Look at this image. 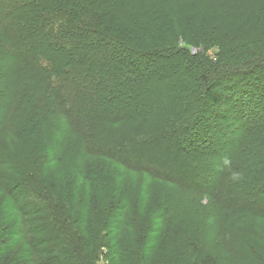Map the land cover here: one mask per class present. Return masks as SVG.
Listing matches in <instances>:
<instances>
[{
  "label": "trees",
  "instance_id": "obj_1",
  "mask_svg": "<svg viewBox=\"0 0 264 264\" xmlns=\"http://www.w3.org/2000/svg\"><path fill=\"white\" fill-rule=\"evenodd\" d=\"M167 1L0 0V264H264V0Z\"/></svg>",
  "mask_w": 264,
  "mask_h": 264
},
{
  "label": "rangeland",
  "instance_id": "obj_2",
  "mask_svg": "<svg viewBox=\"0 0 264 264\" xmlns=\"http://www.w3.org/2000/svg\"><path fill=\"white\" fill-rule=\"evenodd\" d=\"M175 1V0H174ZM181 0H177L175 1L174 3L173 2H169V0L165 3L163 2L162 5H164V10L165 12H173L174 8L176 7L177 10H181L182 7L181 5L178 3L180 2ZM197 5H199V1L197 2ZM195 7V6H193ZM141 40H149L151 41L152 38H147V39H141ZM136 42H138L137 40H135ZM179 45L184 47V48H187L186 45L181 42L182 39L179 40ZM188 50L190 52L191 55H195V54H198V53H202V52H205L210 58L214 59V57L216 56V54L218 53V49L216 46H210V47H204L203 45H199L198 46H188ZM158 65H160V67L158 68V74H160V72L164 71L166 72V74L168 75V77L171 78V76L173 75V69L171 66H165L161 63V61L159 60H156ZM158 74H154V75H149L151 78L149 82H151L152 84H154V87H158L159 84H158ZM140 94H144V91H141L139 90L138 91V95L139 96ZM144 98H143V101L150 99L151 97V94H149L148 90L147 92L144 94ZM213 96V95H212ZM211 97H207V100H205V102L203 103V105L201 106L202 108H204L205 106H210L212 105L211 102H213V98ZM208 103V105H207ZM217 104V103H216ZM200 109L199 110L202 112H205L206 109ZM210 108H213V106H210ZM202 116V113L200 114ZM205 117L208 116L207 113L206 115H204ZM66 124V123H65ZM64 125V123H63ZM210 132H214L212 130H215V127L213 126H209L208 127ZM186 134V132H181L179 133V138L181 137H184ZM75 137V136H74ZM178 140H176L175 142H172V143H169V145L167 144L166 146L162 143H160L159 145H157V143L154 144L153 142V146H150L149 148H157V149H169L170 151H172V154L174 155L173 158H179V162L177 161V163H179V165L181 166L180 168H178L177 166L178 165H174L173 166V169H171V171L175 174H178L180 177H183V178H190V177H193L194 174H195V171H196V168L194 170L192 169H189L188 167H186L187 165H185V162L183 161V156H184V153H182V150L178 148ZM7 151L9 152V149L7 148ZM132 152V151H131ZM134 155H137L139 152H132ZM157 156V155H156ZM155 156V159L154 158H147V159H144V157L142 159H139L140 161H146L148 163H150L152 166L154 167H158V168H161V167H164V166H167V162H162L160 163V159L156 158ZM203 158H205L204 156H202ZM90 158H100V157H89L88 159ZM100 159H103L105 160L104 158H100ZM134 161L138 160L137 156L133 158ZM157 160V161H156ZM106 161L108 162H111V164H113L115 170L117 171H120L122 172V178H121V182L125 184V186L127 187L128 185L130 186H134V190L136 191V188H140V186H143V187H146L147 188V192L148 194H150V197L154 196L158 191L159 192H163V190L168 187V189L170 190L169 192L172 193L175 191V188H177V186L171 184V183H167V182H162V181H158V180H155V179H150L149 177H147L145 174L143 173H136V172H132L131 170L128 171V169L125 168V166H123L122 164L118 163V162H115V161H112V160H109V159H106ZM198 169V168H197ZM129 187V186H128ZM178 189V188H177ZM132 190V191H134ZM179 190V189H178ZM172 191V192H171ZM173 194V193H172ZM184 195V194H183ZM190 195V194H189ZM194 196L193 198L195 199H192L191 197ZM187 196H183L181 198L182 202L181 204H189L188 206H192L193 204L197 203L198 205H201L203 207H205L207 209L206 206L209 205V199L206 198V197H203V196H195V195H191V196H188V200L186 201V198ZM189 199H191L192 201L190 202ZM259 233L257 232L256 235L257 237H261V234L263 233V225H264V222L261 221L259 222ZM26 248V247H24ZM101 263V262H100Z\"/></svg>",
  "mask_w": 264,
  "mask_h": 264
}]
</instances>
